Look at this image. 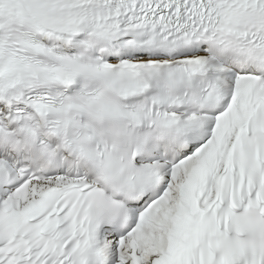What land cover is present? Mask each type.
Here are the masks:
<instances>
[{
  "label": "snow or ice",
  "instance_id": "obj_1",
  "mask_svg": "<svg viewBox=\"0 0 264 264\" xmlns=\"http://www.w3.org/2000/svg\"><path fill=\"white\" fill-rule=\"evenodd\" d=\"M0 264H264V0H0Z\"/></svg>",
  "mask_w": 264,
  "mask_h": 264
}]
</instances>
